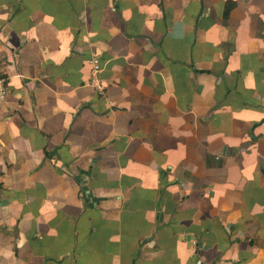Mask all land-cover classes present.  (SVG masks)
<instances>
[{"label": "crops", "instance_id": "0c3cea01", "mask_svg": "<svg viewBox=\"0 0 264 264\" xmlns=\"http://www.w3.org/2000/svg\"><path fill=\"white\" fill-rule=\"evenodd\" d=\"M0 70V264H264V0H0Z\"/></svg>", "mask_w": 264, "mask_h": 264}, {"label": "built area", "instance_id": "2783aa9c", "mask_svg": "<svg viewBox=\"0 0 264 264\" xmlns=\"http://www.w3.org/2000/svg\"><path fill=\"white\" fill-rule=\"evenodd\" d=\"M93 70H92V80L91 84L95 87L98 94L101 96H105V92L107 91V86L104 84L103 80L100 77V73L102 70L100 61L96 58L93 61ZM8 77L1 73L0 70V111L2 106L7 100L9 94V87L7 83Z\"/></svg>", "mask_w": 264, "mask_h": 264}]
</instances>
